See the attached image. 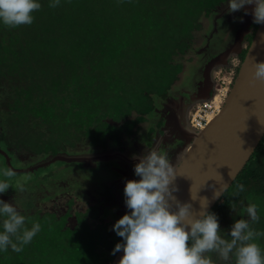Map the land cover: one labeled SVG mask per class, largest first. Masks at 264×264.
<instances>
[{"label":"trees","instance_id":"trees-1","mask_svg":"<svg viewBox=\"0 0 264 264\" xmlns=\"http://www.w3.org/2000/svg\"><path fill=\"white\" fill-rule=\"evenodd\" d=\"M40 3L31 24H0L2 149L15 157L20 151L38 154L40 162L61 157L80 142L100 146L102 153L127 155L138 143L148 114L155 112L156 100L170 97V88L181 79L185 68L180 56L195 46L196 35L202 43L203 20H217L226 8L224 0H60L56 7L49 0ZM250 41L238 53L240 62ZM207 86L209 98L212 80ZM163 124L160 116L156 126L142 131L155 134L153 147L161 140L156 128L159 134ZM34 132L37 138L29 137ZM241 183L243 192L237 189ZM38 185V191L47 188ZM115 197L107 195L102 204L89 205L73 225L67 224L69 213L39 208L22 212L28 226L38 222L41 229L21 252H0V264H109L112 258L105 250L113 248L111 229L94 219ZM242 201L258 206L260 219L252 227L261 233L256 242L264 250V135L210 208L225 231L233 219L246 218Z\"/></svg>","mask_w":264,"mask_h":264},{"label":"clouds","instance_id":"clouds-1","mask_svg":"<svg viewBox=\"0 0 264 264\" xmlns=\"http://www.w3.org/2000/svg\"><path fill=\"white\" fill-rule=\"evenodd\" d=\"M59 3L60 0H49L50 7ZM224 3L229 13L249 14L245 6L251 5L252 23L264 24V0H224ZM40 8V0H0V24L10 27L31 24L33 12ZM255 81L264 84V60L253 58L250 82ZM132 158L136 160L133 173L138 178L124 181L123 198L128 211L111 226L121 238L111 249L112 255L121 253L115 264H232L233 261L264 264V250L256 242L261 233L252 227L260 219L257 204L242 201L246 218L233 219L225 231L217 214L208 208L207 198L200 199V210L194 212L188 202H180L173 195L176 170L167 151L152 147L141 154H132ZM13 174L11 170L3 173ZM10 186L7 180L0 179V194ZM237 189L245 190L242 183ZM220 194L221 189L214 191L213 197ZM40 229L38 222L26 224L15 200L10 203L0 198V252L9 248L21 252Z\"/></svg>","mask_w":264,"mask_h":264},{"label":"rangeland","instance_id":"rangeland-1","mask_svg":"<svg viewBox=\"0 0 264 264\" xmlns=\"http://www.w3.org/2000/svg\"><path fill=\"white\" fill-rule=\"evenodd\" d=\"M245 7L249 9V14H245L244 11L229 13L224 9L217 20L213 19L211 21L209 18L203 20L205 31L202 32V43L198 42L199 35H196L198 38L195 39V46L189 49L185 55L180 56L179 60L181 59L185 68L183 73L180 74L181 79L170 88V97H164L162 101L156 100L157 108H155V112L148 114L149 121L142 124L144 127L140 132L142 137L137 135L138 143L134 142L133 148L127 153L126 157L113 154L115 152L108 157L110 154L102 153L103 148L100 146L88 147L82 142L74 148H66L60 154L61 157H53L46 162H39L41 156L38 154L31 155L20 151L18 157L11 158L12 163L8 164L7 159L5 158L4 161L3 155H0V179L7 180L12 186L6 192L0 194V198L10 203L15 200L16 205L22 212L39 208L43 211L55 212L57 215L69 213L66 221L68 225H73L76 223L77 215L85 211L89 205L102 204L107 195L115 194L114 202L104 204L99 218L94 219V223H106L110 227V238L114 246L120 237L115 234L111 226L119 216L128 211L123 198L124 181L125 179L138 178L133 173L132 164L136 160L132 158V154H141L143 151H148L153 147L155 139V134L148 136L143 133L142 135V131L146 130L147 125L156 126L160 116L163 117L164 129L166 130L165 132L159 131L158 135V128H156L157 136L161 137L157 148L167 151L170 163L174 164L175 167L179 157L183 155L185 143L191 138L190 131H193L187 123L188 112L197 102L203 99L207 87L205 83L210 79L213 84L217 81L218 83L222 82L221 84L225 86L228 84L229 79L232 78L233 81V75L240 64L238 53L242 49V44L237 45V42L240 41V38H243L242 36L252 33L255 26L250 15L252 6L246 5ZM235 32L238 35L237 47L235 49L224 48V52L217 55L215 49L229 36L233 41ZM250 37V35L246 36V40L247 38L248 40L251 39ZM246 40L242 42L244 45L247 44ZM212 67H215L214 71ZM191 100L193 101L191 102ZM188 102L189 104H187ZM183 110H187L185 112L187 120L184 119ZM179 126L180 128H178ZM36 135V132H34L29 137L37 138ZM130 145H132V142H130ZM2 148L3 144L0 141V149ZM90 152L93 154L91 153L90 157L86 156L88 160L83 159V155L90 154ZM71 156L82 157L72 158ZM107 157V161L98 163L99 160ZM89 159L96 161L91 164ZM110 159H114V161L112 162ZM32 163V167L26 168V166H31ZM105 166L108 168H105ZM112 166H119L120 168L111 169ZM8 170H11L14 174L4 176L3 173ZM118 172L120 176H116ZM48 180L52 183L50 189L42 190L44 192L38 191V188L42 187L38 185L39 183L44 185L43 187H49L46 185ZM89 220H92V218H89ZM105 252L110 259L113 257L111 250H105Z\"/></svg>","mask_w":264,"mask_h":264},{"label":"water","instance_id":"water-1","mask_svg":"<svg viewBox=\"0 0 264 264\" xmlns=\"http://www.w3.org/2000/svg\"><path fill=\"white\" fill-rule=\"evenodd\" d=\"M253 58L264 60V24L257 25L220 110L204 128L191 133L175 166L173 195L188 202L194 212L200 210L202 197L207 198L209 209L213 206L264 135V84L250 82ZM219 189L220 196L214 198L213 192ZM120 255H113L109 264H115Z\"/></svg>","mask_w":264,"mask_h":264},{"label":"built area","instance_id":"built-area-1","mask_svg":"<svg viewBox=\"0 0 264 264\" xmlns=\"http://www.w3.org/2000/svg\"><path fill=\"white\" fill-rule=\"evenodd\" d=\"M222 83V82H221ZM221 83L214 84V92L205 100L197 102L188 112V124L191 129L199 131L217 114L232 83V78L228 84L223 86ZM212 117L209 119V117Z\"/></svg>","mask_w":264,"mask_h":264},{"label":"flooded vegetation","instance_id":"flooded-vegetation-1","mask_svg":"<svg viewBox=\"0 0 264 264\" xmlns=\"http://www.w3.org/2000/svg\"><path fill=\"white\" fill-rule=\"evenodd\" d=\"M230 27H231V25H230ZM257 27V26H256ZM256 27L254 26V31H255V29H256ZM232 35V34H231ZM234 36H233V41H232V39H230L231 38V36H229L226 40H224V41H222L223 43H221V45L218 47V48H216L215 49V51H216V53H217V55H220L222 52H224V48H233V49H235V47H237V45H239L240 43L242 44V48H243V46H245L242 42H244V40H246L245 39V36H242L243 38H240V41L239 42H237V36L238 35H236V32H235V34H233ZM225 37H227V36H225ZM241 39H243V40H241ZM236 42H237V45H236ZM246 42H247V40H246ZM247 45V44H246ZM220 53V54H219ZM213 68L214 67H212V70H213ZM214 71V70H213ZM205 85L207 86L208 85V82L207 83H205ZM187 111V110H186ZM184 117H185V119H186V113L184 112ZM187 120V119H186ZM178 126V125H177ZM162 129H164V124L162 125V127H161ZM178 128H180V126L178 127ZM190 128V127H189ZM165 130L166 129H164V132H165ZM163 132V131H162ZM194 131H190V133H193ZM159 135V134H158ZM190 136H192V135H190ZM163 140V139H162ZM164 141V140H163ZM6 150V149H5ZM5 150H3V149H0V155H3V158H4V161H5V158L7 159V162H8V164H11L12 163V160H11V158H15V156H13V154L12 155H9L7 152H9L8 150H7V152L5 151ZM113 154H116V155H120V156H127V155H123V154H121V153H113ZM113 154H111L110 153V155H108V157L109 156H112ZM72 158H78V157H82V156H75V157H73V156H71ZM108 157L107 158H105V159H108ZM112 162L114 161V159H110ZM116 160H118V159H116ZM115 160V161H116ZM39 161V160H38ZM40 162V161H39ZM77 163V162H76ZM136 163V162H135ZM31 166H26V168L27 167H32V165H33V163L32 164H30ZM132 165H134V164H132ZM119 166H117V167H111V169L112 168H117V169H119L118 168ZM25 169V168H24ZM125 173V172H124ZM123 173V174H124ZM122 174V175H123ZM116 176H120V173L118 172L117 174H116ZM137 179V178H136ZM58 183V182H57ZM50 185H52V184H48V186L49 187H47V188H49L50 189ZM116 187V186H115ZM114 187V188H115ZM67 224H68V222H67Z\"/></svg>","mask_w":264,"mask_h":264},{"label":"bare ground","instance_id":"bare-ground-1","mask_svg":"<svg viewBox=\"0 0 264 264\" xmlns=\"http://www.w3.org/2000/svg\"><path fill=\"white\" fill-rule=\"evenodd\" d=\"M212 117L210 116L209 119H211Z\"/></svg>","mask_w":264,"mask_h":264}]
</instances>
